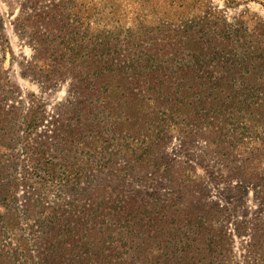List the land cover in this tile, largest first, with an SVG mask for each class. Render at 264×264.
<instances>
[{"label":"trees","instance_id":"1","mask_svg":"<svg viewBox=\"0 0 264 264\" xmlns=\"http://www.w3.org/2000/svg\"><path fill=\"white\" fill-rule=\"evenodd\" d=\"M2 1L22 76L67 92L14 90L0 18V264H264V208L236 259L203 176L166 156L203 141L264 206V30L213 0Z\"/></svg>","mask_w":264,"mask_h":264},{"label":"rangeland","instance_id":"2","mask_svg":"<svg viewBox=\"0 0 264 264\" xmlns=\"http://www.w3.org/2000/svg\"><path fill=\"white\" fill-rule=\"evenodd\" d=\"M230 1L235 3L225 4L224 0H213V3L214 6L225 11L228 19L235 17L249 19L251 23L264 30V0ZM17 12L15 1L0 0V18L4 21L6 34L14 52V60L9 67L8 76L15 91L23 96L33 93L45 102L47 109H51L66 97L67 84L58 83L54 87L43 88L31 77L22 76L23 67L30 60L32 50L26 41L20 39L12 25ZM166 156L173 163L174 168L188 160L199 175L203 176L204 185L200 187L198 193L200 204L203 205L201 209H204L207 215L215 214L218 217L220 225L225 227L232 240L236 259L244 260L248 254V244L255 240L251 226L258 217L262 216L264 208L258 197L255 181L245 183L243 179L236 177L231 173L230 166L207 154L203 141H198L185 150L181 141L174 139ZM239 163L238 161L232 166H240ZM262 176L264 179V173ZM166 184L165 181V188ZM134 186L148 197H153L160 190L155 183L150 185L136 183ZM216 210L220 212L219 215Z\"/></svg>","mask_w":264,"mask_h":264}]
</instances>
